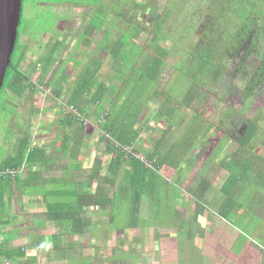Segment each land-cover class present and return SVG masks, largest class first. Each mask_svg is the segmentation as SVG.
I'll list each match as a JSON object with an SVG mask.
<instances>
[{"label":"crops","instance_id":"crops-1","mask_svg":"<svg viewBox=\"0 0 264 264\" xmlns=\"http://www.w3.org/2000/svg\"><path fill=\"white\" fill-rule=\"evenodd\" d=\"M87 1H37L39 24H53L21 39L27 90L11 91L17 139L0 167L25 141L42 152L0 186V253L12 264H264V107L243 111L249 127L235 136L226 115L240 110L221 99L235 60L225 58L219 42L201 45L193 59L200 45H191L176 73L161 76L184 48L171 45V17L157 1L109 12L103 5L99 29L92 21L101 7L83 8ZM149 32L151 43L139 45ZM145 66L149 73L141 75ZM61 99L92 121L83 151H72L73 141L64 150L58 137ZM110 111L121 114L123 126L132 113L139 116L129 144L135 155L121 151L117 168L118 154L99 128ZM80 191L89 197L83 203L74 195ZM65 203L87 209L83 230L79 216L61 211Z\"/></svg>","mask_w":264,"mask_h":264},{"label":"rangeland","instance_id":"rangeland-1","mask_svg":"<svg viewBox=\"0 0 264 264\" xmlns=\"http://www.w3.org/2000/svg\"><path fill=\"white\" fill-rule=\"evenodd\" d=\"M75 1L79 2L80 0ZM81 1L83 2L84 0ZM135 1L138 0H92L87 1L82 7L87 9L101 7L97 12H94V20L92 21L94 28L99 29L104 26L105 18L103 14L109 12L110 8H113L114 11H120L121 8L133 10L134 6L132 4ZM156 1L159 4L158 9H160L161 14L165 15L167 12V15L171 17L166 23L170 37L168 39H171L172 42L171 45H179L177 47L178 49L184 48L181 52L182 54H175L168 61L167 64H172L171 70L169 69L166 71V68L161 69V76H164L165 74L168 75L169 73H176L172 70L175 69L173 66H177L182 59L185 60L188 52L187 47L190 48L191 45H200L195 48L192 56L193 59H195L196 56H199L201 45H215L216 42H219L218 44L223 47L225 58L235 60V68L230 73V78L226 85V93H224V96H222L221 99L226 103V106H229L232 109L235 107L240 110L241 114L237 113L236 115V113H230V115H226V121H230L228 119H231V121L235 122L238 128L236 129L237 132L235 133V136H240L245 132L247 127H249V121L243 118L244 113L249 114L250 111L253 112L260 107H264V33L260 31L261 25H259L258 29L255 31L253 30L247 33V35L244 34L249 30V22L255 21L256 18L259 17L261 20L259 23L264 24L263 14L262 16L256 15L258 13L254 12L255 5H252L249 8H245V6L241 5L240 8L239 3H237L238 0L235 5H231L232 1L230 0H224L223 3L220 4H217L218 0ZM249 1L250 0H245L247 4L251 5ZM122 3H125V5ZM229 3L230 5H228ZM103 5L106 8L105 12L102 9ZM58 8H60L59 11L61 12V7L58 6ZM45 9L48 10L47 8ZM40 12L41 8L37 9V6L35 5L30 7V5L28 6L26 4L24 22L21 27L22 33L31 30L30 34L33 35V33L40 32L43 26L47 27L53 24L45 21H42V24H39L37 14H40ZM204 16L205 18L203 19ZM220 18L221 25L220 27L218 26L219 30L217 31L216 23ZM251 26H253V23H251ZM126 28L130 30L129 26H126ZM103 36L104 32L102 31V33L96 37V44L102 41ZM158 36L159 32L157 34V37ZM152 37V33H147L144 37V42L140 39L139 45H147L148 43H151ZM23 48L21 44L14 59L15 63L19 66L22 64V61L27 54V51ZM256 50H260L261 55L258 54V56H255L253 53ZM185 64L186 63L183 62V64L179 66V69ZM146 66L142 69V72H140L141 75H147L149 73L148 67ZM159 69L160 67L156 66V72ZM184 74L185 72L182 74L181 78ZM176 78L178 77H175V83L172 82L173 89H175L177 85ZM145 85H148V81ZM51 91L53 92L52 89ZM11 94V91H7L5 95L2 94L0 97V160L6 155L7 151L10 150L9 147L11 144L17 139V133L13 126V122L17 120L15 107L11 105L13 102L9 100V98L12 97ZM213 100L214 97H211L210 99L208 98L206 101L207 105L213 104ZM243 111L244 113L242 114ZM209 120L214 122L216 116L214 115ZM237 124H239V126ZM231 128L234 127L232 126ZM229 135L230 137L232 136L231 133ZM173 154L178 153L175 152ZM225 230L228 231L229 228L226 226Z\"/></svg>","mask_w":264,"mask_h":264},{"label":"trees","instance_id":"trees-1","mask_svg":"<svg viewBox=\"0 0 264 264\" xmlns=\"http://www.w3.org/2000/svg\"><path fill=\"white\" fill-rule=\"evenodd\" d=\"M37 1H41V0H24V9H23V18H22L21 27H22L23 22H24L26 4L28 6L30 5V7L32 5L36 6ZM60 1H63V0H60ZM210 1H213V0H210ZM223 1L224 0H218L217 4L223 3ZM230 1H232L231 5L232 4L235 5L237 0H230ZM263 1L264 0H250L249 2L251 3V5L247 4L245 2V0H238L237 3H239V7L241 5H243V6H245V8H249L252 5H255L254 12L258 13L256 15L262 16V14H263V16H264ZM228 5H230V3ZM246 5H247V7H246ZM231 7H229V8H231ZM260 21L261 20L259 17L256 18V20L253 22H249V19H248L250 27H249V30L247 32H245L244 34L247 35V33L251 32L253 30L255 31L256 29H258L259 25H261L260 31L262 33H264V24H260L259 23ZM251 23H253V26H251ZM21 27H20V33H19V39H18V45L16 48V52H18L19 46L21 45V39L23 38L24 34L26 33V32L22 33ZM16 52L14 54L13 62H12L11 68L9 70V73H7L5 83H4V87L2 89L0 97L2 96V94L5 95V93L7 91H13V92H18L19 94H23L27 90L26 75L22 71L21 66L17 65L14 61L15 56H16ZM253 54L255 56H258V54L261 55L260 50H256ZM170 109H169L168 103L164 105V110H170ZM163 112H165V111H163ZM82 113L85 114L84 112H82ZM116 113H117V115H116ZM120 115L121 114L119 112H116V111L115 112L114 111L108 112V115L106 116L108 118V120H107V122H106V120H104L103 129L108 131L110 134H112L114 139L117 142H119L120 144H122V145L132 144L133 141H135V139H137V135H138L137 131H136L137 121L139 119V116H137L138 113H132L131 114V117L129 118L128 124L126 126L121 125ZM74 122H76L77 126L73 129V134L71 133V135H70L68 130H69V128H72L74 126ZM84 129H85V127L82 124H80V122L74 120L73 118H71L69 116L68 117L64 116L62 118L61 128L59 130L58 137H63L65 139L64 143H63L64 150H67V147H69V142L73 141L74 145L71 148V150L74 151L75 153L83 151L84 145H83V141H81V138L84 135H86V132ZM72 136H74V138ZM27 143H28L27 141L24 142V144H25L24 146L26 148L23 149V151L18 155V157L15 160L7 162L5 164V166L0 167V170L5 169V168H17V169H19L25 163H27L26 161H29V162L32 161L37 154L42 152L41 150L37 149L36 147L30 148ZM111 148H113L112 150L118 154L116 157L115 163H114L115 166L113 167V168H117V167H119V165L121 163V159H122V158H120L121 149H119L115 144H113L109 147V149H111ZM143 168H144L143 164L138 163V169H143ZM10 181L11 180H1L0 179V186L2 185L3 182H10ZM77 193H75L74 195L76 198L80 199L82 203L89 198L86 191L85 192L80 191ZM62 194L64 195V198H67V197L69 198V196H71V193L67 192V191H63ZM85 210H87V209H85L83 207H81V208L68 207L67 203H65V207L61 209V211L67 217L72 215L71 212L73 213V216H79L81 218L80 226L82 227V230H83V227L85 228V219H84V215H83L84 213H86ZM75 227H76V225H75Z\"/></svg>","mask_w":264,"mask_h":264},{"label":"water","instance_id":"water-1","mask_svg":"<svg viewBox=\"0 0 264 264\" xmlns=\"http://www.w3.org/2000/svg\"><path fill=\"white\" fill-rule=\"evenodd\" d=\"M24 0H0V94L18 45Z\"/></svg>","mask_w":264,"mask_h":264},{"label":"built area","instance_id":"built-area-1","mask_svg":"<svg viewBox=\"0 0 264 264\" xmlns=\"http://www.w3.org/2000/svg\"><path fill=\"white\" fill-rule=\"evenodd\" d=\"M47 91L50 92V90ZM61 103H62V113L64 116L67 117L69 116L73 118L74 120L80 122V124H82L85 128H89L90 126H92V121H90L89 117L84 115L78 107L68 103L66 99L64 100L61 99ZM104 120H105V116L102 117V119L100 120V126H99L100 129H102L103 126L102 124ZM103 133L104 136L106 137L105 144L107 145V147H110L111 145L115 144L119 149H121V151L125 152V154L129 153L135 155L133 146L120 144L114 139L112 134H110L108 131L104 129H103ZM23 170L24 169L21 170L20 168L1 169L0 179L15 180L16 178H18L19 174L23 172ZM0 264H12V259L9 256L0 253Z\"/></svg>","mask_w":264,"mask_h":264}]
</instances>
